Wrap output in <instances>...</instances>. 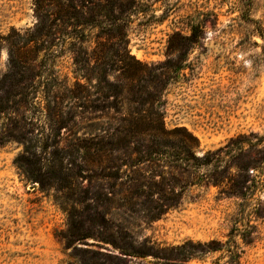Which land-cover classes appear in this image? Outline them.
Masks as SVG:
<instances>
[{"label":"rangeland","instance_id":"374dc122","mask_svg":"<svg viewBox=\"0 0 264 264\" xmlns=\"http://www.w3.org/2000/svg\"><path fill=\"white\" fill-rule=\"evenodd\" d=\"M121 2L0 0V264H264V0Z\"/></svg>","mask_w":264,"mask_h":264},{"label":"trees","instance_id":"16d2710c","mask_svg":"<svg viewBox=\"0 0 264 264\" xmlns=\"http://www.w3.org/2000/svg\"><path fill=\"white\" fill-rule=\"evenodd\" d=\"M34 6V14L36 22L34 23L32 30L27 35L24 44L33 42L41 47L42 50L51 49L55 45L53 29L57 26L63 29L70 27L74 33L67 32L69 41L67 45L72 47H83L85 42V29L87 26H95L101 22V18L110 21V25L114 24L115 10L120 11L122 9L121 0H32ZM95 2L93 10L87 11V4ZM89 8V7H88ZM98 17V18H96ZM261 37L262 34L258 33ZM15 45H11L8 52L10 54V62L12 68L17 66V62L11 56L12 49ZM39 49V50H41ZM75 63L77 62L76 59ZM83 62V60L78 61ZM28 147L24 146L23 151L27 152ZM188 152V151H187ZM200 165H210V161L205 160ZM239 169L244 170V167L237 166ZM216 169V168H215ZM242 183V182H241ZM242 187V185H241ZM220 192L223 194H232L227 189H222ZM235 197L247 200V196L244 192L239 194H233ZM236 255V253H235ZM185 261L190 260L191 255L184 256ZM117 256H109V264H118ZM88 264H96L95 262H87Z\"/></svg>","mask_w":264,"mask_h":264}]
</instances>
